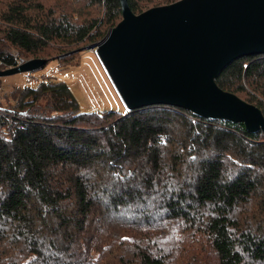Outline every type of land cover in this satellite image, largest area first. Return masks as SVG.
<instances>
[{
  "label": "trees",
  "instance_id": "16d2710c",
  "mask_svg": "<svg viewBox=\"0 0 264 264\" xmlns=\"http://www.w3.org/2000/svg\"><path fill=\"white\" fill-rule=\"evenodd\" d=\"M122 17V0H0V69L13 49L78 63ZM216 81L264 113V53ZM205 259L264 264L263 128L170 104L81 111L52 78L0 94V264Z\"/></svg>",
  "mask_w": 264,
  "mask_h": 264
},
{
  "label": "water",
  "instance_id": "95a60500",
  "mask_svg": "<svg viewBox=\"0 0 264 264\" xmlns=\"http://www.w3.org/2000/svg\"><path fill=\"white\" fill-rule=\"evenodd\" d=\"M122 19L96 48L127 110L153 104L264 129L261 108L221 88L216 77L234 59L264 53V0H177L140 13L122 0ZM46 58L0 69L39 68Z\"/></svg>",
  "mask_w": 264,
  "mask_h": 264
},
{
  "label": "rangeland",
  "instance_id": "374dc122",
  "mask_svg": "<svg viewBox=\"0 0 264 264\" xmlns=\"http://www.w3.org/2000/svg\"><path fill=\"white\" fill-rule=\"evenodd\" d=\"M31 59V58H30ZM52 78L67 83L81 111L115 110L125 113L127 106L106 70L96 48H85L78 63L62 66L50 59L39 68L0 76V94L15 86L36 87L42 79ZM205 264H214L213 261Z\"/></svg>",
  "mask_w": 264,
  "mask_h": 264
},
{
  "label": "built area",
  "instance_id": "2783aa9c",
  "mask_svg": "<svg viewBox=\"0 0 264 264\" xmlns=\"http://www.w3.org/2000/svg\"><path fill=\"white\" fill-rule=\"evenodd\" d=\"M10 53L16 59V64L14 66L19 65V64H22V63H24L27 60L24 57L20 56L19 55V52L17 50H15V49L10 50Z\"/></svg>",
  "mask_w": 264,
  "mask_h": 264
}]
</instances>
